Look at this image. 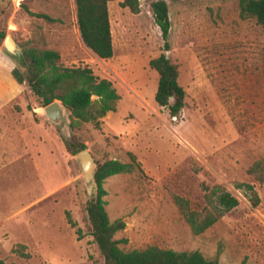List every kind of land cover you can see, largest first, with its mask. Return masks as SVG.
Here are the masks:
<instances>
[{
	"label": "rangeland",
	"instance_id": "1",
	"mask_svg": "<svg viewBox=\"0 0 264 264\" xmlns=\"http://www.w3.org/2000/svg\"><path fill=\"white\" fill-rule=\"evenodd\" d=\"M151 1L139 0L137 13L118 0L107 2L112 55L106 59L81 41L74 0H0V30L20 47L55 50L61 66H88L116 90L114 110L98 127L84 124L81 137L93 159L130 162L131 152L138 163L103 182L109 220L124 221L114 235L125 240L120 247L153 244L216 255L218 264H264V183L246 171L264 159V29L239 16L238 0H165L170 27L163 51ZM159 53L176 64L184 91L176 116L153 98L157 73L148 61ZM12 61L22 76L23 66ZM42 108L23 82L0 112V258L7 264H103L85 219L94 191L62 141L72 129L62 133ZM237 183L253 185L256 206ZM214 184L237 205L194 235L172 196L199 208L203 186ZM16 243L25 245L28 258L12 251Z\"/></svg>",
	"mask_w": 264,
	"mask_h": 264
},
{
	"label": "trees",
	"instance_id": "2",
	"mask_svg": "<svg viewBox=\"0 0 264 264\" xmlns=\"http://www.w3.org/2000/svg\"><path fill=\"white\" fill-rule=\"evenodd\" d=\"M108 1L111 0H74L76 24L81 41L93 54L102 59L112 55ZM118 3L132 13L139 11V0H118ZM149 6L154 23L160 31L162 49L167 51L170 27L167 4L165 0H153ZM238 8L241 18H252L264 29V0H238ZM27 13L30 16L53 20L44 13L32 11ZM3 37L4 33L0 30V38ZM57 58L58 53L53 49L22 44L21 63L17 62V64L23 66V75L20 76L15 68L12 74L18 82L25 83L41 107L56 100L67 110L69 126L73 134L69 138H62V141L65 149L75 154L80 149L86 148L81 137L83 125L90 123L98 127L99 118L107 111L114 110L119 96L110 80L98 78L88 66H61L56 62ZM148 65L157 73L154 101L159 106L165 107L170 116L178 115L184 104V91L177 83L176 64L164 53H159L149 59ZM127 154L130 162H122L116 158L102 160L94 158L96 162L94 178L97 188L95 195L86 201L84 209L88 231L102 258V263L218 264L216 255L207 257L198 250H174L153 244L130 249L119 246L125 240L115 238L114 235L123 229L124 221L121 218L109 220L105 209L106 201L103 198L105 195L103 182L109 176L130 172L133 164L138 167L134 155L131 152ZM246 171L256 182L264 183V159L252 161ZM237 186L247 191L251 206L258 204V196L252 184L237 183ZM203 187L204 203L199 208L190 207L188 201L180 195L172 196L178 212L194 235L204 232L237 205L236 197L222 186L214 184ZM67 220L71 222L68 218ZM12 251L20 257H29L22 243H16ZM0 264L7 263L0 258Z\"/></svg>",
	"mask_w": 264,
	"mask_h": 264
},
{
	"label": "water",
	"instance_id": "3",
	"mask_svg": "<svg viewBox=\"0 0 264 264\" xmlns=\"http://www.w3.org/2000/svg\"><path fill=\"white\" fill-rule=\"evenodd\" d=\"M1 46L9 57H12L18 63H21V47L10 35V33H6L4 35ZM42 113L50 122L54 124H61L62 133L69 135L71 128L69 126L68 112L58 103V101L53 100L52 102L43 106ZM74 156L77 158L78 166L80 168L85 187L87 189L93 190L95 195L97 188L94 178L96 163L90 151L87 148H82L77 151Z\"/></svg>",
	"mask_w": 264,
	"mask_h": 264
},
{
	"label": "crops",
	"instance_id": "4",
	"mask_svg": "<svg viewBox=\"0 0 264 264\" xmlns=\"http://www.w3.org/2000/svg\"><path fill=\"white\" fill-rule=\"evenodd\" d=\"M12 59L0 50V112L19 93L21 84L12 74Z\"/></svg>",
	"mask_w": 264,
	"mask_h": 264
},
{
	"label": "bare ground",
	"instance_id": "5",
	"mask_svg": "<svg viewBox=\"0 0 264 264\" xmlns=\"http://www.w3.org/2000/svg\"><path fill=\"white\" fill-rule=\"evenodd\" d=\"M97 56V55H96Z\"/></svg>",
	"mask_w": 264,
	"mask_h": 264
}]
</instances>
